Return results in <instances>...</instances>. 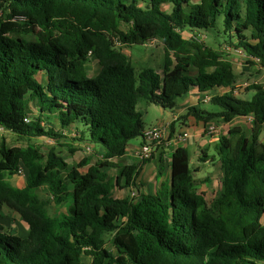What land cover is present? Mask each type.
Wrapping results in <instances>:
<instances>
[{
    "label": "trees",
    "instance_id": "obj_1",
    "mask_svg": "<svg viewBox=\"0 0 264 264\" xmlns=\"http://www.w3.org/2000/svg\"><path fill=\"white\" fill-rule=\"evenodd\" d=\"M0 12V126L27 139L67 134L102 152L69 167L53 148L0 143V208L28 229L23 237L0 223V264H264L262 86L244 88L254 90L250 99L207 94L212 109L190 106L184 115L204 124L252 118L249 128L232 126L219 138L220 188L210 200L183 146L153 191L138 182L150 159L122 163L128 142L144 141L140 101L173 110L191 90L204 95L235 83L231 63L185 31L205 34L221 17L213 32L264 67V0H0ZM153 39L163 46L160 70L137 71L115 47ZM158 168L161 177L164 163ZM21 169L17 187L8 178ZM45 184L54 204L72 198L67 212H48L37 193Z\"/></svg>",
    "mask_w": 264,
    "mask_h": 264
},
{
    "label": "rangeland",
    "instance_id": "obj_2",
    "mask_svg": "<svg viewBox=\"0 0 264 264\" xmlns=\"http://www.w3.org/2000/svg\"><path fill=\"white\" fill-rule=\"evenodd\" d=\"M1 13V12H0ZM218 26L216 27L221 28V17L218 18ZM207 29L205 34H193L191 32H184L185 38H193L199 40V42L203 43L205 46L215 50L222 59L228 60L233 69V74L235 76V79L237 80V83H240L241 80L245 79H253L255 81H261L262 86L264 87V67L259 64V61L251 58L247 55H245L240 50H234L230 49L227 46V43H225L224 39H222V35L215 34L217 29ZM115 47L125 53L132 66L135 67V69L138 71L143 67H152L155 70H160V68L163 65V46L160 40L153 39L149 40L143 45L133 44L131 46H124L119 42L115 43ZM88 72L90 75L94 74L98 70V65L94 60H91L87 64ZM254 94V90H249L247 92H244L243 89L238 91V97L243 99H250L251 96ZM203 108H211L209 101L202 104ZM216 107V106H215ZM217 108V107H216ZM137 111L140 112L141 118L143 123L147 125H151L155 123L157 120L162 119V112L159 109L158 106L154 104H147L144 101H140L137 104ZM184 118V119H183ZM186 117L181 116L178 120H181V122H185ZM216 122V121H215ZM218 123V122H216ZM221 123V122H219ZM246 126V125H245ZM247 129V127H245ZM175 129L173 128L171 131L170 125L169 130L167 134L165 135L164 139L161 141V143L157 144V147L160 145H164L165 142L168 140V138L174 134ZM65 136L63 138H60L58 140H53L50 138H44V137H37V138H31L27 139L24 137H19L18 135L14 134L13 132L4 129L0 126V143H4L7 147H27L28 144H35L40 147V150L42 153L46 154L51 148H53L61 157H63L69 167L77 166L78 163L82 159H89L91 163H94L97 159L101 157L102 152L94 148L93 146L89 144H79L74 142L67 134H64ZM140 142V138L131 139L128 142L129 148H132L133 146L138 145ZM156 148V145H155ZM74 149V151H73ZM157 151V149H154V153ZM161 153H165L162 151ZM210 153H213V151L210 150ZM163 157V156H162ZM152 159V158H151ZM150 159V160H151ZM149 160V161H150ZM132 161H135L130 155H125L122 158V163L130 164ZM141 161V160H140ZM148 162V161H147ZM165 163H167L165 161ZM168 167V165H167ZM166 164H164V170L167 169ZM193 167V166H192ZM194 168V167H193ZM163 170V171H164ZM104 171L107 174V177H114L115 170L112 167H105ZM159 168L154 166H149L141 175V182L147 186V190L153 191L154 183L157 181L155 172L158 173ZM206 174V173H205ZM195 175V172H194ZM209 175V174H208ZM206 179V178H205ZM10 183L15 186H22L24 185L25 181V170L21 169V171L18 173V175H14L10 178H8ZM210 180L212 181V185L214 189L216 187L220 186L221 181V174L218 169V174L212 177H207V180L202 181L205 183L204 187L208 191V196H206L207 200H210V196H214V192L211 190ZM197 185H201L198 184ZM210 187V188H209ZM37 193L40 195V197L47 202V209L48 212L52 216H60L62 213H65L68 211L69 206L72 202V198H68V200L62 204L56 205L53 203L51 196L48 192L47 184L41 186ZM124 194L132 195V192L130 189H126L124 191ZM15 219L20 221L21 219L10 209H8L6 206H2L0 208V223L4 226L6 230L10 231H16L15 227H13L12 223L15 222ZM19 228V227H18ZM15 233V232H14ZM16 234H19L20 236L25 237L28 234L26 232H16ZM110 236L107 240V247L112 248V244L109 241ZM82 260L84 263H89V258L86 256L82 257Z\"/></svg>",
    "mask_w": 264,
    "mask_h": 264
},
{
    "label": "crops",
    "instance_id": "obj_3",
    "mask_svg": "<svg viewBox=\"0 0 264 264\" xmlns=\"http://www.w3.org/2000/svg\"><path fill=\"white\" fill-rule=\"evenodd\" d=\"M245 83H247L248 86L252 84L262 86L261 81H255L253 79H245V80H241L240 83H237V80L235 79V83L232 87L217 88L215 90H212L210 93H205L204 95L200 94L195 90H191L187 95L178 98L176 100V105L173 108V110H164L161 107H159V109L162 112L163 118L147 126L165 125V124L171 125L172 123H174L173 126L175 131L174 134H172L168 138V140L165 142L164 145H160L158 147L156 145V148L154 149H157V151L154 153V157L150 161L141 165L140 174L138 176V182L140 183V189L142 192H149V190H147V186H145V184L141 182V175H143L144 171L149 166L159 167L160 163L166 164L167 167L170 153L176 147L183 146L189 152L191 167L193 166L196 170L194 175V181L198 191L204 192L205 195L209 197L208 195L209 193L204 187L205 183H203L202 181L207 180L208 176L212 177L217 175L218 169L221 174L220 161L218 159V156L216 155V148H215L219 138L222 135H226L229 127L243 126L249 128L251 126V120H249L247 117H236L228 123H219V122L216 123L215 121H211L209 123L204 124L201 121H195L191 116H187L185 122L183 123L181 122V120L178 119L187 113L188 107L190 106L202 107L203 103L208 102L203 100V97L206 94H220L232 90L233 93L237 96L239 90L241 89L244 90L245 87H248V86H244ZM210 123L217 125V129L213 134H208L205 130L206 125ZM184 133L186 135L182 136V134ZM260 139L261 140L264 139V128L261 133ZM139 145L140 142L138 145L133 146L132 148H129L128 146L126 150L125 155H130L135 160L132 161V163H138V164L141 163V161L137 156V150ZM210 150L213 151V153H210ZM162 151H164L165 153H161ZM202 159H204V161H202ZM165 161L167 163H165ZM155 174L158 173L155 172ZM168 174H169V167H167V169L165 168L163 176L159 177L158 175H156L157 181L154 183L153 189L158 188L161 181L165 179V176ZM211 182L212 181L210 180L209 183L211 185V190L215 191L214 193H216L220 188V186L214 189L213 188L214 185H212ZM197 183L201 185L198 186ZM22 186H17V187H22ZM212 196L210 197L212 198ZM261 222L262 224H264V215L261 219ZM12 224H13L12 226L16 228L15 229L16 231L13 232L16 233L18 231L19 232L21 231L27 233L28 230L27 225L22 220L18 221L17 219H15V222H13Z\"/></svg>",
    "mask_w": 264,
    "mask_h": 264
},
{
    "label": "built area",
    "instance_id": "obj_4",
    "mask_svg": "<svg viewBox=\"0 0 264 264\" xmlns=\"http://www.w3.org/2000/svg\"><path fill=\"white\" fill-rule=\"evenodd\" d=\"M258 83V82H256ZM244 86H248L247 83L244 84ZM210 98V95H205L203 97L204 101H208ZM249 120H251V116H247ZM27 120V119H26ZM169 129V125H153V126H147L143 131V144H140L137 150V156L139 160H148L151 159L152 153L154 151L155 145L161 143V141L164 139L165 135L167 134ZM217 129V125L210 123L207 124L205 127V130L208 134L215 133ZM186 134H182V136H185ZM134 192H132V195Z\"/></svg>",
    "mask_w": 264,
    "mask_h": 264
}]
</instances>
